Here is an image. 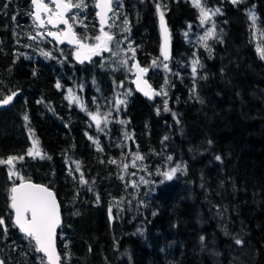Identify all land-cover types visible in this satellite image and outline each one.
<instances>
[{
  "label": "trees",
  "instance_id": "1",
  "mask_svg": "<svg viewBox=\"0 0 264 264\" xmlns=\"http://www.w3.org/2000/svg\"><path fill=\"white\" fill-rule=\"evenodd\" d=\"M85 3L96 35L94 0ZM157 3L169 34L168 60L161 53ZM202 3L221 9L203 25L192 0H121L128 42L139 65L149 69L156 96L148 102L130 83L118 107L115 80L107 87L101 78L96 88L84 70L71 66L63 53L72 48L43 36L31 0H0V99L18 93L0 109V159L23 156L13 170L58 198L56 246L63 264H218L206 254L207 244L222 254L219 264H264V59L257 51L264 50V0ZM209 29L215 35L205 48L200 37ZM194 59L202 64L195 79ZM81 84L86 105L102 114L110 106L107 125L98 127L66 99L67 90ZM33 140L44 158L27 155ZM134 154L154 180L173 166L184 172L152 192L140 185L131 198L122 167ZM9 168L0 164V216L8 224L7 236L0 228V259L41 264L43 258L47 264L8 219V190L21 182L9 179ZM81 173L87 184L80 183ZM230 245L245 251L231 258Z\"/></svg>",
  "mask_w": 264,
  "mask_h": 264
},
{
  "label": "snow or ice",
  "instance_id": "2",
  "mask_svg": "<svg viewBox=\"0 0 264 264\" xmlns=\"http://www.w3.org/2000/svg\"><path fill=\"white\" fill-rule=\"evenodd\" d=\"M51 3L55 4L56 11L53 13L52 10L49 8L48 4L44 2V0H31L32 5L35 6V11L31 13V15L34 18V22H39V26H43L44 21L41 19V13H47L49 14L48 23L49 24H60L63 23L68 26V32L64 35L67 36L68 34H71L73 38H75V33L72 31V25L69 24L68 20L64 18L66 13H70L71 9H86L88 7V4L85 3V0H79L78 3H71L68 2V0H50ZM242 0H231V3L238 4L241 3ZM192 3L194 7H197L200 11V23L201 25L205 24L207 21L211 19L212 16L218 14L221 12L220 8H216L214 10L207 9L204 4L202 3V0H192ZM113 5H115L116 9H119L122 4L121 0H96V8L100 9L96 13V15L100 19V32L101 35H98L95 37V40L98 42L94 46H88L92 54H98L101 49L105 51H109L108 45L113 42L114 37L113 35H110L107 31L104 30V27L107 23L106 21V15L109 12H114ZM9 5L6 3L4 5L5 8H7ZM255 6H253L254 8ZM156 11L160 17V27H161V36H162V44H161V53L164 57V60L169 59V52H168V41H169V34L168 30L165 26L164 21V13L161 11V5L159 3L156 4ZM248 17L250 20L255 22L256 16L255 12L252 9L248 10ZM54 17V18H53ZM13 21L16 20V16L13 15L12 17ZM73 20H77L78 17L73 16ZM80 23H83L80 21ZM125 28L124 31H129L128 28V20L125 18L124 20ZM215 25H213L214 29ZM213 29H209L204 36L200 37V40L205 42L204 47L208 48V44L206 41L215 35ZM49 36H54L58 41L61 40V36L57 33L49 32ZM187 35V34H186ZM30 39L35 40V36H30ZM82 39H87V37H83ZM69 42H72L71 40ZM85 47V45L81 44V48ZM128 48L133 53V57L135 56V48H133L132 44L129 43ZM258 53L260 54L261 58L264 59V50L257 49ZM209 52H211V49L209 48ZM45 55H48L45 53ZM80 52L76 53L77 59H80ZM113 56L117 55V53L113 52ZM195 55V54H194ZM90 57L88 55L84 56V59H89ZM123 64H128L129 61L127 59L122 61ZM156 61H153V64L155 65ZM192 75L195 79L197 77L198 68L202 67V64L200 63L199 59L192 60ZM133 68H137L140 73H146L149 69L147 68H140L139 64H133ZM164 68L167 69L168 65L164 64ZM131 70V69H129ZM35 74V73H34ZM201 79H204L206 77H200ZM139 79V78H138ZM146 83V81H145ZM165 83L167 84L168 81L165 80ZM57 87H61L59 83H57ZM139 87V84H138ZM196 85L194 83L192 91L195 92ZM143 91V89H141ZM71 91V90H69ZM17 92H12L10 95H5L3 99H0V107L7 106L11 102H13L14 98L17 96ZM144 94L146 96H149L151 98L149 92L145 91ZM159 94V93H157ZM166 95V93H165ZM41 101H37V103H40ZM73 102L79 103L78 98H73ZM125 101L118 100V104H123ZM202 102V101H201ZM82 110L86 109L81 106ZM167 101H165L164 105V111H169ZM157 114H159V109L157 110ZM89 116L91 119L95 120L97 123V126L99 127L100 124V118L98 117V114L89 113ZM176 114L173 113V117L175 118ZM25 121L28 120L27 115L24 116ZM178 122V121H177ZM121 123H124V121H121ZM30 132V137H31ZM91 139V138H90ZM167 139V137H165ZM209 144L212 142L209 141ZM28 156H41V158H44L43 155L39 152L37 149V141L33 140V147L30 148L27 152ZM135 159L133 160V164H135L136 159H143L142 156L138 154H134ZM50 159V157H48ZM24 157H13L9 156L7 160L0 159V164H6L9 165V179L11 180L14 176L19 177V174L14 171V161L15 160H23ZM169 160L172 159L171 156L168 157ZM217 161H220L222 158L217 155L215 157ZM110 163H116V161H110ZM124 168L127 169V165H124ZM76 171H79V163L77 162ZM180 171V166L177 165V167H174L170 170V172L163 173L166 180L173 179L174 175ZM69 174H71V169L69 170ZM122 178V177H121ZM20 183L19 184H13L9 192V204L8 208L14 212V216L10 215L8 219H11L13 221L12 226L19 229V231L25 236V238L29 239L30 241L35 242V251L37 253H44L47 257V264H63L62 257L57 253L55 248V231L58 225L60 224V210H59V204L57 203L55 194L51 191V189L44 185H35L32 183H25L23 180V177H19ZM142 182L143 178H141ZM80 183L81 184H87L88 182L84 179L83 174L81 173L80 177ZM99 200V197H97V201ZM109 213L111 216V209H109ZM155 215V213H154ZM0 228L3 229V235L7 236L8 234V224L6 222V218L0 216ZM202 241L204 240V237L200 238ZM237 244H241L242 241L237 239ZM67 246V245H66ZM91 250V249H89ZM0 264H5V261L0 259ZM41 264H44L43 258H41Z\"/></svg>",
  "mask_w": 264,
  "mask_h": 264
},
{
  "label": "rangeland",
  "instance_id": "3",
  "mask_svg": "<svg viewBox=\"0 0 264 264\" xmlns=\"http://www.w3.org/2000/svg\"><path fill=\"white\" fill-rule=\"evenodd\" d=\"M68 2L71 3H78L77 2H72L68 0ZM95 7V0L93 3ZM96 11V9H95ZM54 13L55 10H52ZM78 17L77 20H73L72 17ZM54 18V17H53ZM68 19L73 27V30L77 32L79 36V43L80 45L72 48L71 50L64 52L63 57L67 60L68 63L71 64H76L77 66L80 67V69L84 70L86 72V75L88 76V79H92L94 81V85H96V88H99L101 86V78L103 79L104 83L106 84L107 87H111L112 79L115 80L117 84V93L115 94V97L113 99V103L115 101V104L119 107L123 104H118V100H126V95L127 92L129 91V84L132 83L133 89H134V84L133 80L135 77V72L132 68V65L134 61L138 60L133 57L132 51L129 50L128 45H129V31H124L125 24H124V17L122 16L121 12V7L119 9L114 10V12H111V16L109 18V26L108 28L105 29L110 35H113L114 40L108 45V48L110 49L109 51H105L101 49L98 54H92L88 46H94L98 42L95 40V37L98 35H101V32L99 30L98 26V33L96 35H93L95 32L92 30L91 26L87 23L88 17L86 16V9H72V12L68 15ZM97 19V18H96ZM82 21L83 23H80ZM35 23V22H34ZM98 23V20H97ZM36 24V23H35ZM37 25V24H36ZM99 25V24H98ZM47 29L50 31V29L47 26ZM64 32V29L59 30L57 33L62 34ZM83 37H87V39H82ZM81 44L85 45V47L81 48ZM80 52V59H77L76 53ZM115 52L117 55L113 56L112 53ZM88 55L90 58L89 59H84V56ZM127 59L129 61L128 64H123L122 61ZM142 67V66H141ZM144 68V67H142ZM131 69V70H129ZM86 76V77H87ZM98 86V87H97ZM84 88V84L76 87V88H69L66 93V99L72 103L76 104L80 109L81 106H83L86 109V112L88 113H93V114H98V117L100 118V126L103 127L105 124H108V121L104 120L105 114L109 112L108 107L107 111L105 114H102L99 109L91 108L88 105H86L81 97V95L78 93V90L81 91V89ZM71 90V91H69ZM158 93V92H157ZM165 89L161 92L160 96L164 97L165 96ZM154 96L155 92H154ZM159 96V97H160ZM73 98H78L79 103L73 102ZM112 109V108H111ZM90 117V116H89ZM92 121L96 123L95 120L92 119ZM33 145L31 146V148ZM135 159L134 156L131 157L130 161L127 165V169L124 168V165L122 167L124 178H125V185H126V190L129 192L131 198L134 197L133 192H139V186L140 185H145L146 189L149 191H154L158 186L166 183V182H171L175 181L183 174L184 172V167L182 165L180 166V171H178L173 179L171 180H166L163 173L165 172H170L172 168L169 170L162 172L160 177L157 180H154L152 177H149V172L145 169L141 159H136L135 164H133V160ZM19 174V177H23V172L21 171H16ZM14 176V178H18ZM141 178H143L142 182ZM212 245V244H210ZM245 250H243L239 245H230L228 248L229 256L231 258L238 254L242 255ZM206 254L210 256L213 260H217L216 263H220L221 260V253L216 247H211V246H206ZM217 257V258H216Z\"/></svg>",
  "mask_w": 264,
  "mask_h": 264
},
{
  "label": "water",
  "instance_id": "4",
  "mask_svg": "<svg viewBox=\"0 0 264 264\" xmlns=\"http://www.w3.org/2000/svg\"><path fill=\"white\" fill-rule=\"evenodd\" d=\"M44 1H49L50 2V0H44ZM51 3V2H50ZM52 5H53V8H54V10L56 11V7H55V4L54 3H51ZM95 5H96V0H95ZM95 8H96V6H95ZM35 11V6L34 5H32V13ZM72 11V9L70 10V12ZM98 11H100V9H98V8H96V13L98 12ZM69 13H66L65 14V16H64V18L65 19H67V15H68ZM110 14H111V12H109V13H107V15H106V21H107V23H106V25H105V27H104V29H106L107 27H108V25H109V16H110ZM47 16L48 14L47 13H41V19H42V16ZM32 18H33V16H32ZM97 19H98V24H99V29H100V27H101V25H100V19H99V17L97 16ZM33 20H34V18H33ZM43 20V19H42ZM68 20V19H67ZM36 24H37V26L41 29V30H44V28H45V24H43V26L41 27V26H39V22H35ZM48 26L51 28V29H58L59 27H64V32H63V34H61L60 36H61V40L60 41H58L54 36H49L48 35V33L49 32H46L45 33V36L46 37H48L49 39H51V40H53L57 45H59V46H63V45H65V46H70V47H74V46H76V45H78L79 44V41H78V36L76 35V33H75V38H73V36L71 35V34H68L67 36H65L64 34L65 33H67L68 32V26L67 25H65V24H63V23H60V24H56V25H53V24H49L48 23ZM54 33V32H53ZM59 35V34H58ZM72 41V42H69V41ZM138 62L137 61H134V63L133 64H137ZM139 64V63H138ZM139 67L140 68H142L140 65H139ZM133 68V67H132ZM133 70H134V72H135V77H134V80H133V84H134V88H135V91L139 94V95H141L144 99H146L148 102H152L153 101V98H154V91H153V89H152V87H151V85H150V83H149V81H148V79H147V72L146 73H140L139 71H138V69L137 68H133ZM139 78V79H138ZM145 81H146V83H145ZM138 84H139V87H138ZM141 89H143V91L141 90ZM145 91H147V92H149V94H150V96H151V98H149V96H146L145 94H144V92ZM5 106H2V107H0V109H2V108H4ZM25 183H32V184H35V185H42V184H38V183H34V182H32V181H24ZM20 183V182H19ZM18 183V184H19ZM45 186V185H44ZM52 191V190H51ZM53 192V191H52ZM54 193V192H53ZM55 194V193H54ZM56 196V195H55ZM56 200H57V203L59 204V210H60V224L58 225V227L56 228V231H55V237H54V241H55V248H56V251H57V253H58V249H57V246H56V239H57V235H58V229L60 228V226H61V224H62V217H61V207H60V202H59V200H58V198L56 197ZM13 216H14V212H13ZM18 229V228H17ZM19 230V229H18ZM41 254L44 256V258L46 259V261H47V257L45 256V254L44 253H42L41 252Z\"/></svg>",
  "mask_w": 264,
  "mask_h": 264
},
{
  "label": "flooded vegetation",
  "instance_id": "5",
  "mask_svg": "<svg viewBox=\"0 0 264 264\" xmlns=\"http://www.w3.org/2000/svg\"><path fill=\"white\" fill-rule=\"evenodd\" d=\"M46 3L48 4V6H50V9H51V10H54L53 7L49 4V2H46ZM48 19H49V14H48L47 16H43V21H44V23H45V28H44L45 31H49V30L47 29V26H48V25H47V24H48L47 21H48ZM44 30H43V31L41 30V33L43 34V36H45V35H44ZM59 30H61V28H58V29L56 30V32H58ZM75 31H76V30H75Z\"/></svg>",
  "mask_w": 264,
  "mask_h": 264
}]
</instances>
